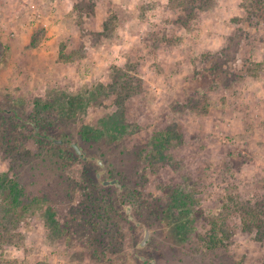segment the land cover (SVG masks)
<instances>
[{
	"label": "rangeland",
	"instance_id": "374dc122",
	"mask_svg": "<svg viewBox=\"0 0 264 264\" xmlns=\"http://www.w3.org/2000/svg\"><path fill=\"white\" fill-rule=\"evenodd\" d=\"M63 94L80 101L65 168L0 144V174L24 193L0 195V264H264V238L231 208L264 196V0H0V105ZM120 100L122 133L87 147L79 127L101 130ZM220 212L230 241L206 250Z\"/></svg>",
	"mask_w": 264,
	"mask_h": 264
},
{
	"label": "trees",
	"instance_id": "16d2710c",
	"mask_svg": "<svg viewBox=\"0 0 264 264\" xmlns=\"http://www.w3.org/2000/svg\"><path fill=\"white\" fill-rule=\"evenodd\" d=\"M91 93L94 94L93 92ZM63 96L66 99L64 102H59V100L55 102V97L32 99L30 101L31 103H27L30 106V110L26 111V109H23V106L20 113H18L14 104L8 107L0 105V144L6 147L9 146L17 156H20L18 159L19 163L22 162V157H24L25 160L30 159L31 162L37 160L40 168H44L43 171L46 168H49L51 171H60L70 161L75 159V156H79L77 145L75 143L69 144L65 140L69 139V131L72 130L71 128L76 121L75 114L80 101L76 95L63 94ZM5 114H9L6 115L8 116L7 118L3 116ZM2 117L3 119L1 120ZM61 117L64 118V121H62L63 119ZM101 123L103 126L101 130L89 125H81L79 127L77 136L87 147L98 142L102 135H110L111 133L114 134V132L122 133L124 128L122 103L116 112L114 111L103 117ZM54 130L58 133V138L54 136ZM71 133L72 131L70 135ZM48 135L56 137L58 141L49 139ZM157 135L155 134L153 138L156 142L160 138ZM5 137H7L6 144H3L2 141ZM84 177L87 181L86 184H83L85 188H92L91 185L96 186L97 181L100 180L98 179V175H95L97 180L90 175ZM18 182L16 178L7 179L4 172L0 174V195L8 190L5 198L10 196L13 204L19 202L20 196L24 194ZM78 184L80 185L81 183L75 185ZM70 186L73 185L71 184ZM171 196L172 206L180 208L181 212H184L190 199V191L183 187H176L171 192ZM102 199L104 200L103 197ZM102 199L100 202H102ZM92 200L96 199L92 198ZM88 202V199H86L82 201L81 205L83 217L81 216L80 220L86 223L84 224L86 227L93 223L90 215L85 216L88 206L92 207ZM92 202L94 203L95 201ZM102 208L106 207L103 206ZM231 208L235 211L237 210L236 218H238L239 225L243 231H254L257 239L264 238V196L253 202L240 198L236 203L232 204ZM98 212L101 215L102 212ZM200 214L198 212L196 213L195 218L197 220H200ZM194 221L196 222V220ZM52 222L51 225L54 226L56 221ZM208 224L206 233L201 235L202 246L206 250H212L217 248V246H224L230 241L232 232L230 231L231 217L229 214L225 212L217 213L208 220ZM182 226L183 223L181 220L177 223L176 227L180 229ZM119 239L121 240V238Z\"/></svg>",
	"mask_w": 264,
	"mask_h": 264
}]
</instances>
